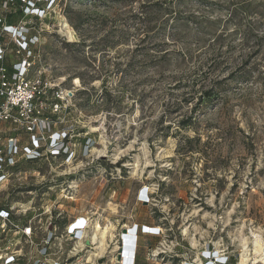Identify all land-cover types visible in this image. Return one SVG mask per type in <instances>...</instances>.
Listing matches in <instances>:
<instances>
[{
  "label": "rangeland",
  "instance_id": "rangeland-1",
  "mask_svg": "<svg viewBox=\"0 0 264 264\" xmlns=\"http://www.w3.org/2000/svg\"><path fill=\"white\" fill-rule=\"evenodd\" d=\"M50 8L43 61L67 88L80 79L81 114L70 122L95 148L25 182L52 177L59 198L62 183H80L74 200L62 197L54 209L68 220L100 215L102 231L116 235L114 264L126 260L124 232L134 237L145 225L165 231L167 255L150 264L256 257L253 236L264 244V0H56ZM148 186L155 198L143 205ZM138 234L144 260L155 245Z\"/></svg>",
  "mask_w": 264,
  "mask_h": 264
},
{
  "label": "built area",
  "instance_id": "built-area-1",
  "mask_svg": "<svg viewBox=\"0 0 264 264\" xmlns=\"http://www.w3.org/2000/svg\"><path fill=\"white\" fill-rule=\"evenodd\" d=\"M21 2L25 7L20 19L12 24L0 19V264H114L110 252L116 239L114 230L107 231L105 250L97 249L102 232L100 215L87 212L68 220L54 209L62 197L73 201L80 183H62L63 196L59 198L50 193L59 187L52 177H44L40 184H29L23 177L40 175L42 166L46 167L45 176H52L57 159L71 167L87 158L95 142L90 137L80 138V122H70L81 114L77 100L80 79L67 88L65 80L53 77L43 61V33L49 29L53 3ZM6 4L0 6V12L6 10ZM12 55L15 61L6 64ZM27 164H37V168L23 169ZM43 189L46 191L38 194ZM153 193L149 186L143 187L140 202L147 204L155 198ZM133 230L134 237L128 236L131 231L124 232L128 240L123 264H138L139 232L152 242L159 240L156 246L149 242L151 254L144 258L145 264L165 258L162 226H135ZM177 251L184 254L181 247ZM224 256H212L208 264H229L233 256ZM202 260L204 264L207 258Z\"/></svg>",
  "mask_w": 264,
  "mask_h": 264
},
{
  "label": "trees",
  "instance_id": "trees-1",
  "mask_svg": "<svg viewBox=\"0 0 264 264\" xmlns=\"http://www.w3.org/2000/svg\"><path fill=\"white\" fill-rule=\"evenodd\" d=\"M35 1V0H33ZM6 4V10H3L0 12V19H4L6 21V23L8 24H12L15 23L18 19H20L23 15H24V11L23 8L25 7V4H23L21 2V0H0V6L3 7L4 3ZM4 17V18H3ZM7 39V36H3L2 41L4 42ZM15 61V57L12 55L10 57H8V61L6 64L14 62ZM209 95V94H208ZM188 122H183V124L185 125ZM37 164H27L26 166L23 167V169L25 170H29V169H36ZM42 170H44L46 167L42 166ZM158 239H154L153 240V244L156 246L158 243ZM137 263L138 264H145V260L142 259V256L139 255L137 257ZM229 264H236V260L231 257L229 260Z\"/></svg>",
  "mask_w": 264,
  "mask_h": 264
},
{
  "label": "bare ground",
  "instance_id": "bare-ground-1",
  "mask_svg": "<svg viewBox=\"0 0 264 264\" xmlns=\"http://www.w3.org/2000/svg\"><path fill=\"white\" fill-rule=\"evenodd\" d=\"M65 28H69L68 34L72 38V30L70 29V27L66 25ZM135 168H138V165H136ZM103 231L101 232L100 241L96 244L97 245V249L98 250H102V251L106 247L105 239H106V235H107V230H105L104 232ZM253 238H254V241H253L254 249H253L252 252H253V254L256 257L250 258L246 253H244V254L241 255V258H240L238 264H249L250 262H253V264H259V263L264 264V257H261V255H262L261 253L263 251V246H264L263 240L258 235H254ZM259 255H260V258L257 257Z\"/></svg>",
  "mask_w": 264,
  "mask_h": 264
}]
</instances>
